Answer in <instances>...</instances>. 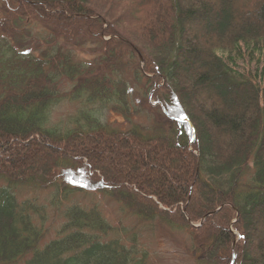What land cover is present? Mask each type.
<instances>
[{
	"label": "trees",
	"instance_id": "16d2710c",
	"mask_svg": "<svg viewBox=\"0 0 264 264\" xmlns=\"http://www.w3.org/2000/svg\"><path fill=\"white\" fill-rule=\"evenodd\" d=\"M0 13V264H151L140 226L77 192L185 231L196 264H264V0H0ZM62 100L80 110L52 123ZM23 189L53 191L54 239Z\"/></svg>",
	"mask_w": 264,
	"mask_h": 264
},
{
	"label": "rangeland",
	"instance_id": "374dc122",
	"mask_svg": "<svg viewBox=\"0 0 264 264\" xmlns=\"http://www.w3.org/2000/svg\"><path fill=\"white\" fill-rule=\"evenodd\" d=\"M127 25H125V29H128L129 31H133L136 29L134 26ZM119 27H121V25ZM208 28V22L200 20L195 24L194 31L202 35ZM40 29L41 28L39 26L35 27L32 32L31 39L29 38V44L31 43V48H29L30 50L36 51L40 48H43V45L39 43V37L43 35V32ZM0 36H2L1 33ZM108 39L109 38H107V40ZM91 48H93L92 45H83L82 47H76L72 49H76L75 52L78 54V58L91 60L94 58L92 57V53L89 52ZM246 60L247 59L239 60L237 62V69L243 73L254 71L255 66L249 65L247 62L248 60ZM136 61L139 62L138 60ZM143 65L144 63L142 62V66ZM130 92L132 93L135 102L139 104L142 101L141 96L139 94H134V92L136 91L133 88L130 90ZM150 101L153 105L157 104V102H155V100L151 98ZM78 110H80L79 103H71L70 101L62 100L61 103L58 104L52 111V123L68 121L69 118H73L78 113ZM105 117L106 121L109 122L110 126L115 130H124V128L127 127V125L123 122L124 118L118 116L114 112H107ZM133 121L135 124L139 123L142 126L149 128L152 123V120H150V118H146L144 115L135 116ZM193 153L197 154L195 151H193ZM37 158H39V156H37L36 159ZM29 160H32V158ZM176 167L179 168L178 166ZM80 177L81 176H77L76 179H80ZM75 182L77 186L82 184V181L80 180H76ZM53 195V191L37 192L27 189L21 190L18 194V197H20L21 200L34 201V203L38 206L46 207L45 209L47 221L45 222V224H43V227L45 230L49 229V232H47L46 235L47 241H50L51 239L55 238L57 228L59 229L64 223L60 212H56L55 209H53V206L51 205ZM73 201L75 203L78 202L82 205L88 206L97 204L99 206L100 211H102L103 215H105V217L107 218L108 222L114 226H116L117 224H121L123 226H140V233L142 235L141 237L143 240L142 242L144 247L147 248L150 252L149 260L151 261V264H196L195 260L192 258L190 253L192 247L190 238L189 235L185 233V231L182 232L181 230H178L175 227H170L169 225L165 224L160 220L158 222H148L144 225L139 224L140 222L137 218L131 216L125 211L122 212L116 203L111 201L109 198L102 195L99 196L96 193L77 192V194L73 196ZM69 202L70 200L62 201V207L66 208ZM234 225L235 224L232 225L231 230L234 234L237 235V241H239V233H237L235 229H233ZM196 227H200V225L197 224ZM235 249L236 242L233 245V252L235 251Z\"/></svg>",
	"mask_w": 264,
	"mask_h": 264
},
{
	"label": "water",
	"instance_id": "95a60500",
	"mask_svg": "<svg viewBox=\"0 0 264 264\" xmlns=\"http://www.w3.org/2000/svg\"><path fill=\"white\" fill-rule=\"evenodd\" d=\"M140 58H141V55H140ZM141 60H142V58H141ZM209 216H210V215L205 216V218L201 221V224H203L204 221H205V219H206L207 217H209Z\"/></svg>",
	"mask_w": 264,
	"mask_h": 264
}]
</instances>
